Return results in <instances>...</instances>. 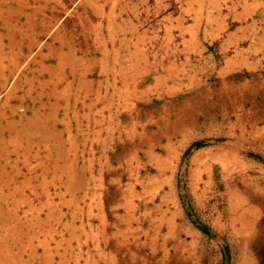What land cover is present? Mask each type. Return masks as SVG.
<instances>
[{
  "label": "crops",
  "instance_id": "1",
  "mask_svg": "<svg viewBox=\"0 0 264 264\" xmlns=\"http://www.w3.org/2000/svg\"><path fill=\"white\" fill-rule=\"evenodd\" d=\"M1 2L0 26L6 29L0 28V83L37 49L6 91L1 113L20 88L32 90L38 100L34 118L17 123L16 130L47 147L37 165L47 159L66 187L77 179L75 185L92 195L104 187L79 165V134L104 157L115 132L130 130L138 140L129 155L143 152L149 162L162 158L170 164L201 135L196 114L243 109L250 94L264 97V0ZM234 114L235 124L248 117ZM230 120L206 129H233ZM202 153L193 160L207 170ZM92 211L106 218L103 203Z\"/></svg>",
  "mask_w": 264,
  "mask_h": 264
},
{
  "label": "rangeland",
  "instance_id": "2",
  "mask_svg": "<svg viewBox=\"0 0 264 264\" xmlns=\"http://www.w3.org/2000/svg\"><path fill=\"white\" fill-rule=\"evenodd\" d=\"M0 28L6 29L2 23ZM36 50L23 58L8 82L0 83V109ZM27 88L18 90L7 113L0 110V249L6 245L5 264H264L261 92L250 94L243 109L196 114L201 135L170 164L162 158L149 162L143 152L129 155L138 140L130 130L115 132L116 141L105 148L104 157L99 147H86L79 134V165L93 183H104L92 195L93 190L75 185L78 179L66 187L63 175L53 176L54 165L50 170L47 159L37 165L38 157H47V147H40L38 138L32 141V133L28 138L16 130L36 111L38 100ZM236 112L248 113L244 124H235ZM59 117L63 129L65 116ZM225 119L233 129H206ZM201 151V159L210 163L207 170L193 160ZM222 160L232 163L234 174ZM97 201L107 208L105 219L92 211ZM20 248L25 256H13Z\"/></svg>",
  "mask_w": 264,
  "mask_h": 264
},
{
  "label": "bare ground",
  "instance_id": "3",
  "mask_svg": "<svg viewBox=\"0 0 264 264\" xmlns=\"http://www.w3.org/2000/svg\"><path fill=\"white\" fill-rule=\"evenodd\" d=\"M221 161V160H220ZM222 162L224 163V165H225V167L230 171V172H233V174H234V168L232 169V166H230V164H232V163H230V162H228V161H226V160H222ZM238 172V171H237ZM232 174V175H233ZM5 248H6V245L4 244L3 245V247L0 249V261H2L1 262V264H5V262L8 260V256H7V254H8V252H6V251H4L5 250ZM33 253H34V250H32V252L31 253H29V256H32L33 255ZM13 256H18V257H24L25 256V251L23 250V249H19ZM18 257H16V260H17V258Z\"/></svg>",
  "mask_w": 264,
  "mask_h": 264
},
{
  "label": "trees",
  "instance_id": "4",
  "mask_svg": "<svg viewBox=\"0 0 264 264\" xmlns=\"http://www.w3.org/2000/svg\"><path fill=\"white\" fill-rule=\"evenodd\" d=\"M196 145H200L201 143H199V142H197V143H195Z\"/></svg>",
  "mask_w": 264,
  "mask_h": 264
},
{
  "label": "built area",
  "instance_id": "5",
  "mask_svg": "<svg viewBox=\"0 0 264 264\" xmlns=\"http://www.w3.org/2000/svg\"><path fill=\"white\" fill-rule=\"evenodd\" d=\"M24 110V108H22Z\"/></svg>",
  "mask_w": 264,
  "mask_h": 264
}]
</instances>
